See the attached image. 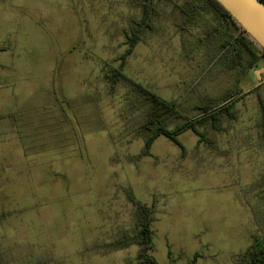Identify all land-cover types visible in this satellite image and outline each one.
<instances>
[{"label":"rangeland","instance_id":"rangeland-1","mask_svg":"<svg viewBox=\"0 0 264 264\" xmlns=\"http://www.w3.org/2000/svg\"><path fill=\"white\" fill-rule=\"evenodd\" d=\"M187 1L156 0L123 70L195 117L235 75L212 58L217 14L186 24ZM141 15L134 0H0V264L136 262L137 244L114 247L134 231L128 192L155 207L161 264H238L264 234V74L242 78L246 90L263 85L235 118L212 135L201 127L210 143L188 129L184 148L161 135L141 156L148 103L107 79Z\"/></svg>","mask_w":264,"mask_h":264},{"label":"trees","instance_id":"trees-1","mask_svg":"<svg viewBox=\"0 0 264 264\" xmlns=\"http://www.w3.org/2000/svg\"><path fill=\"white\" fill-rule=\"evenodd\" d=\"M134 3L142 6V15L134 21L135 26L128 36V48L123 55V62L120 67L113 68L111 73L107 74V79L111 84V88H115L116 84L122 79L131 82L136 93L148 103V109L145 111V116L141 119L140 124L141 131H145L147 135L145 136L143 150L139 155L150 154L154 141L161 135L184 148L179 140V135L188 129L193 130L203 141L210 143L213 138L210 137L207 140L201 127L207 128L210 126L211 135L214 134V131H219L222 116L227 115L230 118H235V113L231 108L246 95L255 92L263 85L262 83L253 85L246 90L240 85V82L250 70L260 66L259 61L264 58V49L218 0H188L187 6L182 9L186 14V24H199L211 11L217 14V22L210 23L207 28V37L213 40L216 39V53L212 58L215 65L223 62L234 71L235 75L234 84L226 91V94L210 102L203 100L196 104L194 109H198L200 112L197 116L192 117L187 111L181 109L182 103L180 101L169 100L158 95L124 72L125 58L133 52L136 44L141 39L142 33L146 29H153L154 16L159 14L160 11L156 0H134ZM255 44L259 45V50L256 49ZM6 47V45H0V49ZM260 101L263 106V121L261 124L264 135V102L262 98H260ZM171 123H175L173 128H169ZM128 198L136 206L134 231L132 234H125L118 239L114 247L125 248L132 244L139 246L136 262L128 259V264H161L152 254L154 233L152 223L155 207L136 200L131 192H128ZM259 247L261 253L259 264H264V242ZM254 249V246L249 248L248 255ZM243 259L244 253L238 264H244ZM247 264H250V262L247 261Z\"/></svg>","mask_w":264,"mask_h":264},{"label":"water","instance_id":"water-1","mask_svg":"<svg viewBox=\"0 0 264 264\" xmlns=\"http://www.w3.org/2000/svg\"><path fill=\"white\" fill-rule=\"evenodd\" d=\"M237 20L246 32L264 49V1L262 0H218ZM259 78L264 66L255 69Z\"/></svg>","mask_w":264,"mask_h":264},{"label":"flooded vegetation","instance_id":"flooded-vegetation-1","mask_svg":"<svg viewBox=\"0 0 264 264\" xmlns=\"http://www.w3.org/2000/svg\"><path fill=\"white\" fill-rule=\"evenodd\" d=\"M257 236L258 237L253 238L252 243L249 245V247H247L246 251L244 252V259H243L244 264H247V261H249L250 264H259V259H260V254H261L259 251L261 246L259 247V245H262L264 242V234L261 233L260 235H257ZM252 246H254L255 249L250 252L251 253L250 255H248V249L252 248Z\"/></svg>","mask_w":264,"mask_h":264}]
</instances>
